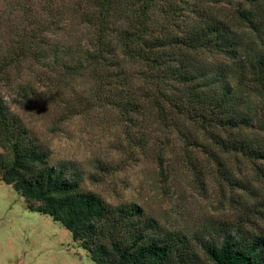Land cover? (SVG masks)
<instances>
[{
	"label": "trees",
	"instance_id": "trees-1",
	"mask_svg": "<svg viewBox=\"0 0 264 264\" xmlns=\"http://www.w3.org/2000/svg\"><path fill=\"white\" fill-rule=\"evenodd\" d=\"M228 1L236 4V19L260 37L264 0ZM3 5L0 74L7 66H32L55 75L60 88L84 80L127 130L134 135L139 128L141 147L148 144L141 123L152 119L186 146L207 148L203 139L211 155L235 154L262 169L264 50L245 52L236 25L204 0H0ZM211 55L231 65L210 62ZM246 92L263 101L254 115L245 109ZM34 95L31 86L21 93L27 100ZM254 121L258 137L247 134ZM0 150V183L13 187L29 211L62 223L96 264H264V236L243 226L189 235L135 203L112 204L85 190L77 164L54 162L3 99Z\"/></svg>",
	"mask_w": 264,
	"mask_h": 264
},
{
	"label": "rangeland",
	"instance_id": "rangeland-1",
	"mask_svg": "<svg viewBox=\"0 0 264 264\" xmlns=\"http://www.w3.org/2000/svg\"><path fill=\"white\" fill-rule=\"evenodd\" d=\"M204 1L236 25L245 52L264 50V24L259 37L236 19L235 2ZM4 6L1 12L7 10ZM19 18L12 17L16 31L23 26ZM245 52L240 58L246 59ZM208 59L231 65L220 55ZM2 72L0 99L50 148L54 162L77 164L85 190L112 204L135 203L160 224L189 235L213 227L243 226L264 236V165L259 169L235 154H220L219 159L211 155L203 139L200 144L207 148L186 146L181 136L167 135V129L152 119L141 123L148 135V144L141 147L135 141L139 128L134 135L127 130L118 112L94 100L84 80L60 88L55 75L36 67L7 66ZM248 80L244 78V84ZM29 86L36 95L27 100L21 93ZM244 98L245 109L252 115L258 113L263 103L258 95ZM259 132L254 121L247 134L258 137ZM158 157H162V167ZM0 264L96 263L62 223L29 211L13 187L0 183Z\"/></svg>",
	"mask_w": 264,
	"mask_h": 264
}]
</instances>
